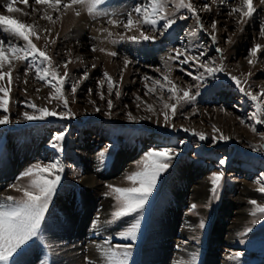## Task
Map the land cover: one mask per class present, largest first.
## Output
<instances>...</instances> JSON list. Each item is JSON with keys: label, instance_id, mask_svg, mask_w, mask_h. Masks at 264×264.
Wrapping results in <instances>:
<instances>
[{"label": "rangeland", "instance_id": "374dc122", "mask_svg": "<svg viewBox=\"0 0 264 264\" xmlns=\"http://www.w3.org/2000/svg\"><path fill=\"white\" fill-rule=\"evenodd\" d=\"M4 2L5 0H0V14L8 15L2 7ZM140 2L141 0H106L101 7L111 14L110 17L95 18L88 14L85 7L77 6L76 10L81 12L79 17L75 15V11L53 12L56 23L52 24L41 19L44 12L42 7L39 14L32 13V7H40L34 5L33 0H29L30 6H25L17 0L16 6L32 15L18 17L15 14V16L26 23L36 21L41 39H34V42L39 48L46 50L54 62L60 64V72L64 70L63 61L71 60L72 63L68 65L71 78L75 79L87 70L89 79L81 84L75 97L70 95V87L66 85V95L74 118L65 120L49 118L45 121L32 122L23 121L20 115L23 111H32L25 106V101L35 102L40 107L64 110L62 105L58 106L55 101L48 103L50 88L45 87L43 82L37 81L34 73L24 77V66L19 62L15 64L13 84L9 86L7 78L0 81V84L10 87L9 112L12 121L8 125L0 126V197L12 195L20 198L22 196V193L15 191L10 185H26L28 178L22 177V173L31 165L38 162L48 163L57 156L64 164L61 183L42 224L41 237L30 242L22 252L16 255L12 264H70L61 260L65 249H71L82 258L77 264H106L96 246L101 245L102 248H106L104 239L125 230L130 223V218L113 224L106 222L110 219V213L114 211L115 204L114 197L105 195L110 191L107 185L130 187L131 182L126 179V176L141 167L138 162L143 159L145 153L152 148L164 146L176 148L179 155L160 177L145 207L141 231L132 249L131 264L160 262V260L154 262L153 259L158 255H153V250L160 248L161 243L167 242V239H172L169 244V250L172 252L169 253L166 264H185L193 257L196 264H207V257L212 250L216 252V264H223L219 262L222 260L221 255L225 254L223 256L229 258L236 252H241L243 255L235 259V262L232 259L233 261L227 264H255L258 249L253 243L264 235V220L255 226L251 224L254 217L250 213L254 206L249 201L256 199L258 203L264 205V196L256 191L259 185L254 183L260 178V174L264 173V151H256L254 148L264 144V140L252 132L249 126L252 122L248 121V116L254 109L230 83L226 75L221 73L218 74V79L209 80L201 89V95L197 98L195 105L186 106L182 110L183 115L178 112L172 119L175 129L164 126L163 116H159V123L156 122L157 116L139 123L129 122L124 115L128 111L137 117L151 115L145 111V102L152 104L157 112H160L162 108L159 100L160 93L157 91V93L145 95L143 77L148 75L153 79H161L163 82L164 60L171 54L173 48L182 45L191 46V44L206 46L209 56L220 63L219 55L214 51V46L205 34L198 33L194 38L186 35L196 27L195 19L192 17L186 21H178L171 30V35L160 38L156 43L123 42L113 45L111 39H115V35L107 39V33L99 30L108 28L113 34L122 32V28L109 25L106 20L124 19L122 14ZM167 2V11L170 15L172 13L186 14L184 9L177 10L173 0H167ZM192 2L199 9L204 3H211V0H192ZM238 4L239 0H228L227 5H221L217 0V3L212 4V11L201 13V18L208 31H211L212 19L219 21L218 46L224 49L225 71L242 80L248 79L252 89L258 91L264 88V52L259 54L260 58L255 66L247 63L246 56L253 44H264V38L259 36L260 25L264 20V6L259 4V0H254L257 13L240 32L234 31L237 26L233 21L237 16L235 14L232 17L227 16L228 11ZM77 23L85 26L81 39L75 34L74 26ZM45 28L51 29V35L43 31ZM128 35H139V33L132 32ZM0 36H4V33L0 32ZM228 36L232 37V44L225 43ZM4 38L7 42L8 38L6 36ZM52 40H56V43L52 44ZM93 45L97 49L105 48L106 52L99 50L92 52L90 49ZM110 51H117L119 55L112 57L107 54ZM126 57L133 63L124 69ZM92 64H96L95 69H92ZM169 64L172 68L170 78L175 83L182 87L192 83L190 77L184 76L178 70L179 65L176 62L169 61ZM156 69L160 71L157 72ZM122 70L123 81L120 84L122 95L119 100H116L114 94L110 97L114 101L115 108L112 117L109 118L104 115L107 111L106 100L99 99L98 93L101 89L97 87V84L104 80L105 72L114 81H119ZM249 72L252 73L251 78L247 76ZM17 74L20 76L19 80L15 79ZM25 79H27L26 84ZM148 84L151 86V81H148ZM25 88L27 92L24 91ZM38 88L39 92L36 91ZM89 88L93 89L91 96L88 95ZM103 91L106 98H109L106 81ZM163 95L167 100V93ZM136 96L142 99L138 101ZM89 100H95L101 111L96 112ZM137 104H140L139 109L136 107ZM192 108L198 109L197 114H192ZM185 116L190 118L185 119ZM238 117L245 119L246 123L241 124ZM17 120L20 122L17 123ZM213 125L231 137V140L227 143H213L211 139L200 141L190 132H184L181 127L195 129L211 137ZM58 131L67 133L63 141L62 153H57L50 147L51 137ZM261 131H264V126L257 125V132ZM128 149H135V151L128 159L118 161L120 152ZM102 152L106 153L104 157H100ZM86 155H89L92 161L90 165L96 180L95 184L84 183L85 174L88 172ZM220 159H225L226 163L220 165ZM12 162L16 163L11 164ZM220 170H223L225 175L222 187L218 191V199H216L212 197L210 191V177L213 172ZM200 187L203 188V192L200 191ZM87 190L93 191L98 199H96L97 206L91 209L89 226L85 227L87 234L64 236L61 230L67 222L64 205L66 203V206L80 213L84 209L82 202L84 192ZM103 200L107 203L99 204ZM192 204H196L197 207L190 211ZM236 205L243 207L245 214L243 219H236L234 215ZM224 207L228 210L226 212L232 215L225 217L222 211ZM174 209L178 214L176 212L172 214ZM175 214H177L179 226L166 235L163 231L165 223L167 219L173 220ZM220 217L228 225L233 221L236 222L237 228L233 232V239L214 240L218 233L216 231H220V227L217 229L218 223L222 220ZM200 221L205 223V228H199ZM246 227H253V231L246 236H239L238 233L243 232ZM241 240L244 242L241 243ZM73 241L74 243H71ZM120 242L119 238L113 241V243ZM89 245L92 246L90 251ZM246 258L249 261H245Z\"/></svg>", "mask_w": 264, "mask_h": 264}, {"label": "snow or ice", "instance_id": "6c2138e0", "mask_svg": "<svg viewBox=\"0 0 264 264\" xmlns=\"http://www.w3.org/2000/svg\"><path fill=\"white\" fill-rule=\"evenodd\" d=\"M174 6L179 9L186 10V14L177 15L168 13L167 0H141L140 3L135 4L131 10L123 13L124 19L106 20V23L117 28H122V32L113 34L108 28H102L99 31L107 33V39H111L115 35V39H111L113 45L123 42L142 43L151 42L156 43L160 38L171 35V30L178 23V21H186L190 17L195 19V29L186 33L189 37H196L198 33L205 34L211 45L214 46V51L219 55L220 63L216 59L209 56L207 47H201L199 44H191V46L182 45L171 50V54L164 60L165 72L162 73L163 82L161 79H153L145 75L143 80L146 89L145 95L150 93H157L159 91V100L162 108L158 113L152 104H146L145 111L151 113L149 116H135L131 111L124 113L125 118L129 122L139 123L143 120H150L152 116H157V123H159V116H163L164 126L175 129V124L172 123L178 112L183 115V109L188 105H195L197 98L201 95V89L212 79H218V74L224 73L230 83L235 89L246 98L250 106L254 109L248 116V121L252 132L260 136L264 140V131L257 132V125L264 126V88L254 91L249 84L248 79L242 80L240 77L227 73L224 66V49L218 46V24L216 19L211 20V31L205 27L202 21L201 13L211 12L212 4L217 3V0H211V3H204L199 9L194 5L192 0H173ZM219 4L227 5L228 0H218ZM19 3L30 6L29 0H19ZM34 5L40 7H32V13L39 14L40 8L44 9L41 19H44L52 24L56 23L53 18V12H68L75 11V15L79 17L81 12L77 6H82L87 9L90 16L95 17H110V13L104 10L101 6L106 3V0H33ZM259 4L264 6V0H259ZM17 0H5L2 7L8 15L0 14V32L4 36H0V81L7 78V84H13V72L16 62L24 66V77L29 73H34V78L43 82L45 87H49L47 101L62 105L63 111H58L55 107L49 109L47 107H40L35 102L25 101L24 104L32 111H23L20 113L23 121H45L49 118H57L60 120L74 118V113L69 107L68 96L66 95V85L70 87V95L75 97L81 84L89 79V72L85 70L83 74L75 79H72L68 70L71 60L63 61V72H60V64L53 61L48 52L41 49L34 42L40 40V29L36 21L26 23L19 19L15 14L19 13L23 16H31L32 13L17 7ZM257 13V7L254 6V0H239L238 6L232 7L228 11L227 16L232 17L234 14L237 18L233 21L237 26L234 31H243V26L249 23L254 15ZM59 17H57L58 19ZM45 33L51 35V29H43ZM138 32L139 35H128V33ZM225 32L227 28L225 27ZM148 33H153L149 35ZM259 36L264 38V20L260 25ZM22 41L23 43H19ZM52 44L56 40L51 41ZM225 43L232 44V37L228 36ZM92 52L99 50L106 52L105 48H99L95 45L91 46ZM264 52V44L255 43L247 51L246 60L251 66H255L259 61V54ZM108 55L116 57L119 55L117 51L107 52ZM80 59V58H77ZM169 61H174L179 65L178 70L186 77H190L192 83L187 87L175 83L170 78L172 68ZM82 62V61H81ZM133 63L127 57L124 59V69ZM92 69L96 68V64L91 65ZM157 72L160 69H156ZM104 80L98 82L97 87L99 91V99L106 100L107 111L104 115L111 118L115 104L110 97L115 96L119 100L122 92L120 84L123 81V70L121 71L120 80L114 81L107 73H103ZM251 78L252 73L247 74ZM15 79L19 80L20 76L17 74ZM105 81L107 83V97L103 91ZM148 81H151L149 86ZM24 83H27L25 79ZM27 92V89H24ZM37 92L40 89H36ZM9 92L10 87L0 84V126H5L11 123L9 112ZM167 93V100L164 99V93ZM93 94V89H88V95ZM140 96H136V100H141ZM89 103L94 106L96 112H100L101 108L97 106L95 100H89ZM137 109L140 104L136 105ZM127 108V105H125ZM222 111L225 109H221ZM192 114L195 115L198 109L192 108ZM171 118V119H170ZM185 119L190 117L185 116ZM240 123H246L245 119L239 118ZM17 123L20 121L17 120ZM182 127L186 133H191L200 141L211 139L213 143L224 142L227 143L231 137L221 132L215 125L212 128V135L209 137L206 133ZM65 131H58L52 135L50 140V147L57 153L63 152V141L66 136ZM184 143V141H180ZM251 147V145H250ZM256 151H264V144ZM105 152L100 153V157H104ZM179 155V152L174 147H156L147 151L143 159L138 162L141 167L131 172L126 176V179L131 182L130 187H117L114 185H107L110 191L106 192V196L114 197V211L110 213V219L106 222L109 224L117 223L125 218H130V223L125 230H122L115 235H109L104 239L106 248L97 245L100 255L104 258L106 264H131L132 249L138 240V235L141 231V222L146 205L149 203L150 197L153 195L157 187V183L162 176L172 165L174 159ZM103 162V161H101ZM225 159H220L219 164L224 165ZM64 172V164L57 156L48 163H36L31 165L22 173V177L28 178L26 185L12 184L11 188L22 193L20 198L12 195L0 197V264H12L16 255L22 252L30 242H34L41 237L42 224L45 221L46 213L49 211V206L55 195L58 186L61 183L62 173ZM224 171H216L211 174V194L213 198L218 199V191L222 187L224 179ZM259 185L256 189L258 193L264 196V173L260 174V178L254 181ZM254 206L250 215L254 217L251 224L253 226L260 224L264 220V205L257 202L256 199L249 201ZM207 206V205H205ZM197 205L192 204L190 211L196 209ZM259 214V217H258ZM199 228H205V223L200 221ZM253 231V227H246L243 232H239V236H246ZM119 238L120 243H113L115 239ZM241 243L244 241L241 240ZM187 243V241H185ZM243 253L236 252L229 259H237ZM185 264H196L195 257L186 261Z\"/></svg>", "mask_w": 264, "mask_h": 264}, {"label": "bare ground", "instance_id": "6f19581e", "mask_svg": "<svg viewBox=\"0 0 264 264\" xmlns=\"http://www.w3.org/2000/svg\"><path fill=\"white\" fill-rule=\"evenodd\" d=\"M17 16L18 17H22L23 15L17 13ZM74 27H75V34L79 37V39H81L82 31L85 30L84 24L77 23ZM134 151H135V149H133V150L128 149V150H124V151L120 152L118 161L120 160V162H121L123 160L128 159L132 155V153ZM26 158H27V155H26ZM85 161H86V166H87L86 168H87L88 172H87V174H85L84 183L93 184L96 180H95V178L92 175V171H91L92 169H91V165H90L92 161H91V158H90L89 155L85 156ZM16 162H12L11 164H15ZM18 165L20 166L21 163L19 162ZM201 185H203V184H201ZM200 191L203 192L204 191L203 188H201ZM96 199H97V197L95 196L93 191H89V190L85 191L84 192V201L82 202L83 205H84V209L81 210L80 213L79 212L77 213L76 211H73L70 207L66 206V203H65L64 207H65V211H66V215H67V217H66V221L67 222H66V224H64V226L61 227V230H62L64 236H68V235L72 234L71 236L73 237V236H80L83 233L87 234V229H85V227L88 225V221L91 218V215H90L91 209H93L95 206H97ZM106 203L107 202L103 200V202H100L99 204H106ZM234 208L236 209L235 210L236 212L234 213V215L236 216V219H243L244 215H245L243 207L240 206V205H236ZM222 211L225 213V217L229 216V215H232V214H230V212H229V214L226 212L228 210L225 209V207L223 208ZM174 212H176V209H174L172 214ZM177 214L174 215L173 220L167 219L168 221L165 223V226H164V229H163V231L165 232L166 235L172 229H174V228L179 226V223H178L179 221H178V218H177ZM220 219H222V218L220 217ZM219 227H220V231L219 230L216 231V233L217 232L218 233H217L216 239H214V240H216V241H224V240L228 241L229 239L232 238L233 232L237 228V224H236V222L233 221V222H231V224L228 225V224L225 223V220L222 219L218 223L217 229ZM171 241H172V239H167V242L164 241L163 243H161L160 248H157V249L155 248L156 250L155 249L153 250V255L154 254L158 255V257L156 256L157 258L153 259L154 262L156 260H158V261L160 260V262H158V263L156 262V263L157 264H166L167 263L166 259L168 260L169 253L172 252V251L169 250V244H170ZM71 243H74V241L71 242ZM75 248H79V247L75 246ZM91 248H92V246L89 245L88 246V250L90 251ZM216 258H217L216 257V252H215V250L214 251L212 250V252H210V254L207 257V264H216V262H217ZM81 259L82 258H80L77 254L73 253V251L71 249H65L63 251L62 257H61L62 262L65 261V262H69L70 264L71 263L77 264V263H79L81 261Z\"/></svg>", "mask_w": 264, "mask_h": 264}, {"label": "crops", "instance_id": "0c3cea01", "mask_svg": "<svg viewBox=\"0 0 264 264\" xmlns=\"http://www.w3.org/2000/svg\"><path fill=\"white\" fill-rule=\"evenodd\" d=\"M231 239H233V238H231ZM231 239H229V240H231ZM253 244H254V247L258 249L257 250L258 253L256 254V258H255V260H256L255 264H264V235L260 236V238H257ZM172 245H173V243H172ZM223 255H225V254H223ZM223 255H221V257H220V259H222L219 261L220 263L227 264L230 261H233L232 259H229L228 257H225ZM218 258H219V256H218ZM245 261H249V259L246 258ZM233 262H235V260Z\"/></svg>", "mask_w": 264, "mask_h": 264}]
</instances>
